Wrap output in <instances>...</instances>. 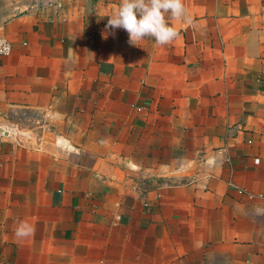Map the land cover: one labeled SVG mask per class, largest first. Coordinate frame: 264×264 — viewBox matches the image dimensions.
Instances as JSON below:
<instances>
[{"label": "crops", "instance_id": "obj_1", "mask_svg": "<svg viewBox=\"0 0 264 264\" xmlns=\"http://www.w3.org/2000/svg\"><path fill=\"white\" fill-rule=\"evenodd\" d=\"M120 2L0 0V264H264V0Z\"/></svg>", "mask_w": 264, "mask_h": 264}, {"label": "clouds", "instance_id": "obj_2", "mask_svg": "<svg viewBox=\"0 0 264 264\" xmlns=\"http://www.w3.org/2000/svg\"><path fill=\"white\" fill-rule=\"evenodd\" d=\"M108 17L105 29L112 30V34L115 29L125 30L129 43L134 46L146 39H152L159 46L169 45L179 35L168 23L170 19H183L186 26L192 23L184 0H121L118 10ZM2 51L7 54L10 48L5 46ZM33 231L22 223L16 235L26 237Z\"/></svg>", "mask_w": 264, "mask_h": 264}, {"label": "built area", "instance_id": "obj_3", "mask_svg": "<svg viewBox=\"0 0 264 264\" xmlns=\"http://www.w3.org/2000/svg\"><path fill=\"white\" fill-rule=\"evenodd\" d=\"M5 46L10 48V51L7 54H5L2 51L5 48ZM12 51H13L12 42L6 36L0 35V56H8L12 53Z\"/></svg>", "mask_w": 264, "mask_h": 264}]
</instances>
